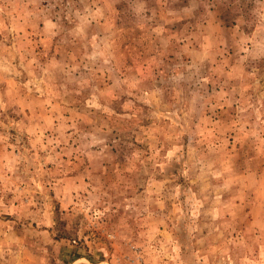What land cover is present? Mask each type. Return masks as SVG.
I'll return each instance as SVG.
<instances>
[{"label":"rangeland","instance_id":"rangeland-1","mask_svg":"<svg viewBox=\"0 0 264 264\" xmlns=\"http://www.w3.org/2000/svg\"><path fill=\"white\" fill-rule=\"evenodd\" d=\"M0 264H264V0H0Z\"/></svg>","mask_w":264,"mask_h":264}]
</instances>
